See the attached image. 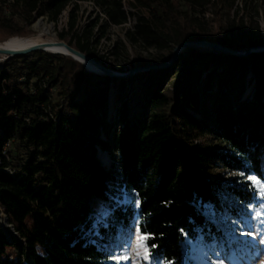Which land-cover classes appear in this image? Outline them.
I'll list each match as a JSON object with an SVG mask.
<instances>
[{"label": "trees", "instance_id": "16d2710c", "mask_svg": "<svg viewBox=\"0 0 264 264\" xmlns=\"http://www.w3.org/2000/svg\"><path fill=\"white\" fill-rule=\"evenodd\" d=\"M86 2L99 14L75 30L74 13ZM260 3L264 0H0V29L23 37L35 14L57 24L71 7L59 40L125 73L108 57L131 68L165 63L159 56L131 61L126 43L170 55L194 40L240 53L264 45ZM135 14L133 26L125 28L126 43L116 40L107 56L96 52L110 26L124 27ZM34 54L36 61L7 58L0 69V208L19 236L0 227V264H111L103 245L137 218L139 233L150 237L153 264H187L186 242L222 239L209 210L229 221L246 216L244 207L255 196L247 178L264 180V51L240 57L184 48L172 66L126 78L88 72L70 57ZM251 82L249 100L244 94ZM53 88L60 96L56 104L48 95ZM207 139L213 148L205 145ZM20 145L26 159L15 164L12 148ZM99 150L112 157L113 168L101 164ZM119 190L132 196L130 204L114 202ZM94 201L113 207L97 242L86 235Z\"/></svg>", "mask_w": 264, "mask_h": 264}, {"label": "rangeland", "instance_id": "374dc122", "mask_svg": "<svg viewBox=\"0 0 264 264\" xmlns=\"http://www.w3.org/2000/svg\"><path fill=\"white\" fill-rule=\"evenodd\" d=\"M9 1L6 2V5ZM253 4V3H252ZM126 10L128 6L126 5ZM71 7L67 8L59 17L57 24L50 22L46 16H39L38 14L34 15L31 25L25 27L27 35L20 38H27L38 33L36 27H46L50 29L53 33L55 39L59 40L58 33L66 32L68 29V18L69 11ZM140 12V11H139ZM144 12V11H143ZM258 22L260 26L261 33L264 35V3L258 5ZM76 16V27L75 30L81 29L84 25L89 23L92 19L95 18L96 14H99L98 11L94 8L92 3L86 2L81 3L78 6V9L75 11ZM137 14L131 16L129 21L125 24L124 27L110 26L107 30L106 36L102 38L99 44L96 46V52L100 55L107 56L110 49H112L113 44L116 40H122L126 43L124 38L125 28L131 27L134 24V20L137 18ZM15 18H18L15 16ZM211 18V15L209 16ZM19 26L22 27L23 23L19 22ZM216 28V26L212 27ZM72 36V33L69 34L68 39ZM14 37H9L6 33V29H0V43L7 41ZM61 41V40H60ZM126 49L131 61H136L137 58H152L159 56L163 64H168L166 67H170L174 64L175 61H172V55L168 53V50H144L141 46H130L126 43ZM63 56V55H61ZM67 57V56H65ZM110 58L109 63L115 67H120L121 65L127 69L125 73L136 70L138 68H131L127 63H121V58ZM177 59V58H176ZM5 59L0 56V69L1 63ZM25 60L27 61H36L37 56L33 53L25 55ZM108 63V64H109ZM165 67V68H166ZM251 76L248 77V79ZM174 77H172V80ZM254 91L253 82H251L245 91L244 98L247 97L249 100H252V93ZM48 95L50 96L53 103L56 104L60 100L58 89H49ZM114 99V89L110 88L109 90V110L112 112ZM208 148H213L214 143L209 141L204 142ZM12 150L16 153L15 156L18 159L15 161V164L23 163L26 159L27 149L24 145L19 147L13 146ZM14 156V153H13ZM98 158L101 164L107 169L113 168L114 161L112 157L104 152L98 151ZM215 175L219 176L218 171H214ZM255 177V176H254ZM257 181L260 184L255 183L252 180H249L253 184L255 189V196L252 203L244 207L246 216L241 220H231L222 214H214L210 210L206 213L209 216L210 220L215 222L216 225L221 228L222 239L217 241H211V244H204L200 240L186 242V248L184 246L185 259L189 260L187 264H219L220 261H223V264H264V243L261 241L264 240V188L260 185L264 184V180L257 178ZM114 202L118 205H128L132 200V196L119 190L114 196ZM92 223L90 228L87 230L86 235L89 241L97 242L100 238L98 233V228L108 225L112 216L113 207L110 201L105 203H99L94 201L92 204ZM140 218H137L130 228L122 229L119 228L120 234L109 244L103 245L110 252V263L117 264V261L113 259L115 256L127 255L129 258L126 260H121L119 264H153L151 257L148 260H144L143 250H141V255H137V241L141 234L138 231V225L140 224ZM13 233L16 234L15 230ZM13 237L19 239L18 235ZM148 251V249H147ZM8 252L15 257V252L11 249H8ZM149 254V252H148Z\"/></svg>", "mask_w": 264, "mask_h": 264}, {"label": "water", "instance_id": "95a60500", "mask_svg": "<svg viewBox=\"0 0 264 264\" xmlns=\"http://www.w3.org/2000/svg\"><path fill=\"white\" fill-rule=\"evenodd\" d=\"M50 43H55L56 45L64 46L68 50V52L73 56H68L65 54L57 53V52H50V53L70 57L74 61L81 64L88 72H92V73H95L98 75H105L108 77L126 78V77L134 75L136 72H139V71H145L148 69L165 68L168 65V64L151 65L148 67L138 68V69L130 71L128 73H119V72H116V71L109 69L107 65L100 64L99 62H97L92 57L71 48L70 46H68L63 41L58 40L56 42H50ZM49 45H52V44H45L46 47H48ZM184 48H207V49H213V50H216L218 52L228 53V54H232V55L240 56V57H247L251 53L264 51V45L256 47V48H251L250 50H248L244 53H240V52H233L225 46H221L219 44H215V43H212L209 41L194 40V41L184 42V43L178 45L177 47H175V49L173 51L172 61L176 60L179 52ZM36 51L48 52L43 47H31V48H29L27 50H23V51H15V50H9V49H2L1 50L0 49V54L3 55L4 59H7V58H12L14 56H25L27 54H30V53H33ZM80 60L91 64L95 68V70H89Z\"/></svg>", "mask_w": 264, "mask_h": 264}, {"label": "bare ground", "instance_id": "6f19581e", "mask_svg": "<svg viewBox=\"0 0 264 264\" xmlns=\"http://www.w3.org/2000/svg\"><path fill=\"white\" fill-rule=\"evenodd\" d=\"M38 29V33L35 35H32L27 38H11L7 41L0 43V49H9V50H15V51H23L27 50L31 47H43L48 52H57L60 54H65L68 56L71 55L68 50L64 46L56 45L55 43L50 42H56L57 39L54 38L53 33L50 31V29L46 27H36ZM45 44H52L48 47L45 46ZM45 46V47H44ZM1 57L3 55L0 54ZM76 58V57H75ZM89 70H95V68L82 60H80Z\"/></svg>", "mask_w": 264, "mask_h": 264}, {"label": "snow or ice", "instance_id": "6c2138e0", "mask_svg": "<svg viewBox=\"0 0 264 264\" xmlns=\"http://www.w3.org/2000/svg\"><path fill=\"white\" fill-rule=\"evenodd\" d=\"M248 179L254 181L257 184H260V182L257 181L256 177H254V176H250V177H248ZM260 186L262 188H264V184H261ZM149 238L150 237L147 236V235H141V236H139L138 241H137V248H138L137 255L140 256L141 255V250H143V257L142 258L144 260H148L150 258V255L148 254V251H147V240ZM261 242L264 243V240H262ZM128 258L129 257L127 255L113 257V259H115L117 261V264H119V262L121 260H126ZM219 264H223V261H220Z\"/></svg>", "mask_w": 264, "mask_h": 264}, {"label": "built area", "instance_id": "2783aa9c", "mask_svg": "<svg viewBox=\"0 0 264 264\" xmlns=\"http://www.w3.org/2000/svg\"><path fill=\"white\" fill-rule=\"evenodd\" d=\"M6 151H7V147H5V151L3 152V155L8 160V156L6 154ZM0 166H1V162H0ZM2 170L4 172H8L10 174H13V172L11 171V169L9 167L2 168ZM0 227L3 229V231L8 236H13V234L17 235V233L16 234L13 233V231H14L13 225L9 222V219H8L6 213L4 212V210L2 208H0Z\"/></svg>", "mask_w": 264, "mask_h": 264}]
</instances>
